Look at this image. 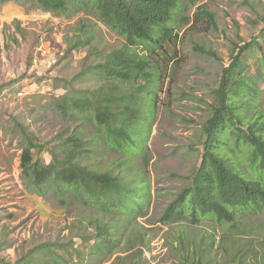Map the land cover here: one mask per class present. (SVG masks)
I'll return each instance as SVG.
<instances>
[{
	"label": "rangeland",
	"instance_id": "rangeland-1",
	"mask_svg": "<svg viewBox=\"0 0 264 264\" xmlns=\"http://www.w3.org/2000/svg\"><path fill=\"white\" fill-rule=\"evenodd\" d=\"M201 4L213 13V22L207 16L194 18ZM174 12L167 26L177 33L175 40L164 41L153 52H146L142 45L136 48L158 62L162 74L155 84L156 96L150 98L154 105L141 108L155 115L154 121L144 119L149 130L142 141L144 150L122 166L124 153L107 146L105 125H97L91 117L70 119L55 105L71 89H94L103 83L95 66H89L99 58L81 42L91 36L89 45L105 54L121 47L123 37L93 11L57 14L21 0H0V264L13 263L47 241L69 239L75 241L68 253L50 246V251L65 257L66 264H128L130 258L116 260V256L139 248L144 264H233L234 254L242 256L239 264H251L253 257L264 255V209L238 212L232 224L218 223L213 217L197 224L187 217L167 225L159 221L201 163L202 127L216 104L215 90L231 55L245 47L239 56L247 68L243 73L260 72L264 0H197L195 4L182 0ZM256 85V105L264 110V79ZM118 86L123 89L126 84ZM253 113L250 107L247 116ZM77 124L84 129L79 134L91 150L79 156L82 165L119 174L130 184H139L142 176L149 182L150 198L142 214L131 217L115 208L87 204L73 188H62V192L47 184L25 188L20 165L25 141L20 125L41 146L32 149L34 159L47 163L50 152ZM36 196L40 204L31 207ZM103 224L116 241L110 257L91 251L95 231ZM32 254L45 256L40 250Z\"/></svg>",
	"mask_w": 264,
	"mask_h": 264
},
{
	"label": "trees",
	"instance_id": "trees-1",
	"mask_svg": "<svg viewBox=\"0 0 264 264\" xmlns=\"http://www.w3.org/2000/svg\"><path fill=\"white\" fill-rule=\"evenodd\" d=\"M21 1L57 14H66L69 10L93 11L104 25L123 37L121 47L110 49L105 54L99 53L94 45H89L93 37L81 42L89 46L90 54L99 58L89 66H95L103 83L94 89H71L57 100L55 108L70 119L87 121L93 118L97 125H105L107 146L124 153L122 166L131 155L142 153V141L149 132L145 130L144 119L154 121L155 115L141 108L143 104L154 105L150 98L156 96L155 84L162 74L161 65L148 57L146 52L162 48L164 41L177 38V33H173L167 23L173 19L174 11L182 5V0ZM196 1L190 0V3L195 4ZM199 16H207L213 22V13L203 4L198 5L194 12V18ZM77 45H72L69 50ZM139 45L146 52L140 54L136 49ZM241 50L231 55L215 90L216 104L202 127L201 163L193 170L190 182L166 206L159 218L162 224L182 221L186 217L192 224L207 217H213L218 223L232 224L238 212L264 209V110L256 105L259 99L256 83L258 79H264V57L260 72L247 75L243 73L247 68H243L239 58ZM118 84L126 86L121 89ZM250 107H253L254 113L247 116ZM79 126H74L69 137L56 145V150L50 152L51 160L45 163L39 158L34 159L32 149L41 146L33 140L32 133L20 125L25 141L20 158L25 188L44 184L60 187L61 192L64 188H73L76 197L87 204L115 208L131 217L142 214L150 198L149 182L138 171L136 174L142 178L135 185L119 174L112 175L109 171L93 170L82 165L79 156L91 150L86 148L88 141L80 137L79 131L84 129ZM95 234L91 251L110 257L116 244L111 238L113 233L103 224L97 227ZM181 239L178 233L176 240L179 245L182 244ZM74 241L50 240L35 246L15 262L2 264H66L65 257L50 251V246L68 253ZM39 250L44 252L43 258L32 254ZM141 252L139 248L116 256V260L130 258L128 264H144ZM234 257L237 259L233 264L242 261L240 254H234L231 259ZM251 264H264V255L253 257Z\"/></svg>",
	"mask_w": 264,
	"mask_h": 264
},
{
	"label": "crops",
	"instance_id": "crops-1",
	"mask_svg": "<svg viewBox=\"0 0 264 264\" xmlns=\"http://www.w3.org/2000/svg\"><path fill=\"white\" fill-rule=\"evenodd\" d=\"M39 200H40V198L37 197V196L34 197V198H32V200H31V201H32V202H31L32 204L30 203L31 207H32V206H33V207H34V206H38V204H40V203H39Z\"/></svg>",
	"mask_w": 264,
	"mask_h": 264
},
{
	"label": "built area",
	"instance_id": "built-area-1",
	"mask_svg": "<svg viewBox=\"0 0 264 264\" xmlns=\"http://www.w3.org/2000/svg\"><path fill=\"white\" fill-rule=\"evenodd\" d=\"M53 63H54V60H53ZM53 63H52V64H53Z\"/></svg>",
	"mask_w": 264,
	"mask_h": 264
}]
</instances>
